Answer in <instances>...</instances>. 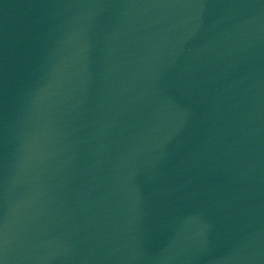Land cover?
I'll use <instances>...</instances> for the list:
<instances>
[{"label":"water","instance_id":"water-1","mask_svg":"<svg viewBox=\"0 0 264 264\" xmlns=\"http://www.w3.org/2000/svg\"><path fill=\"white\" fill-rule=\"evenodd\" d=\"M0 264H264V0H0Z\"/></svg>","mask_w":264,"mask_h":264}]
</instances>
